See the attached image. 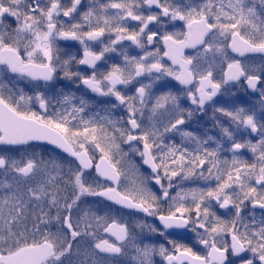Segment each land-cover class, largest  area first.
Instances as JSON below:
<instances>
[{"label": "snow or ice", "instance_id": "obj_1", "mask_svg": "<svg viewBox=\"0 0 264 264\" xmlns=\"http://www.w3.org/2000/svg\"><path fill=\"white\" fill-rule=\"evenodd\" d=\"M0 264H264V0H0Z\"/></svg>", "mask_w": 264, "mask_h": 264}]
</instances>
